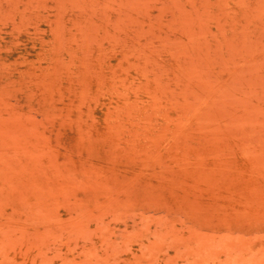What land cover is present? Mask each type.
<instances>
[{"label":"rangeland","instance_id":"obj_1","mask_svg":"<svg viewBox=\"0 0 264 264\" xmlns=\"http://www.w3.org/2000/svg\"><path fill=\"white\" fill-rule=\"evenodd\" d=\"M0 264H264V0H0Z\"/></svg>","mask_w":264,"mask_h":264}]
</instances>
